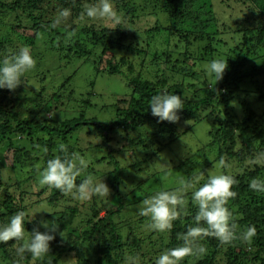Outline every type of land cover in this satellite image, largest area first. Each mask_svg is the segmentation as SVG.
Listing matches in <instances>:
<instances>
[{"label": "trees", "instance_id": "1", "mask_svg": "<svg viewBox=\"0 0 264 264\" xmlns=\"http://www.w3.org/2000/svg\"><path fill=\"white\" fill-rule=\"evenodd\" d=\"M234 1L242 3L243 0ZM248 1L251 14L241 11L242 15L228 24L232 26L227 28L226 22H221L212 0H152L150 15L156 18L154 23L149 24L142 33H130L128 29L123 32L120 22L113 26L95 23L80 25L84 6L94 0H0V55L23 46L32 50L36 34L42 31L47 33L48 43L56 52L66 49L76 57L92 56L95 75L101 72L121 75L130 90L126 97L115 101L114 119L108 124H101L93 118H85L83 112L76 117L58 121L48 115L53 114V105L56 108L57 104L65 100L68 102L73 99L81 106L90 105L92 90L78 96L74 91L68 94L63 91L73 75L53 88L52 95H44L45 88L40 87L36 91L34 86L21 85L15 91L0 89V155L11 150L13 163L9 169L18 173L15 180L9 183L0 179V224L7 222L16 212L24 211L27 237L37 227L39 218L43 217L37 212L45 202L58 207L54 214H57L59 232L63 236L58 232L50 242L49 257L33 261L28 256L22 264H63L61 261L67 259L80 264L84 243L93 247V264H130V256L138 257L139 264H153V257L158 251L182 243L180 236L188 226L194 225L196 206L191 201V193L184 197L188 203L181 210L180 217L173 222L172 229L161 233L149 228L147 217L140 216L136 222L120 219L125 201L131 195H123L118 190L120 173L112 181L105 182L110 189L109 196L104 201L98 199L99 203H90L77 224L78 208L74 199L43 185L37 191L30 192L23 188L26 178L21 177L25 172L29 174L28 178L36 176L35 172L43 168L47 159L61 154L58 150L60 143L65 144L67 154L78 153V146L71 144L70 137L75 131L87 126L94 128L92 133L98 134L104 144L109 140L103 136L104 131L119 130L127 136L135 132L143 146L156 141L158 146L152 153H158L162 146L184 133L177 131L176 122H161L151 115L149 101L151 96L161 90L182 96L184 108L178 112L179 120L210 118L209 139L204 147L217 149L218 156L213 162L223 158L231 167L238 168L229 174L237 181L232 188L237 195L229 199L226 206L240 230L249 225L257 229L256 236L247 243L235 240L231 245H222L217 239L206 237L202 243L207 248V254L203 257H185L182 264H264V194L255 193L248 187L252 178L264 177V166L250 163L256 152L264 148V0ZM112 2L118 15L130 18L135 12L134 7L128 6L123 0ZM60 8H69L70 18L52 27L51 22ZM160 15L167 17V23L161 20ZM27 28L34 34L21 33ZM20 29L22 31L18 33ZM161 30L165 31L173 44L170 43L169 47L161 51H149L151 45L147 38ZM226 31L234 33L238 39L236 45L229 47L223 55L222 60L228 63V68L223 79L216 82L214 77L206 76L204 70L196 72L194 67L205 65L214 58V44L227 45L221 39ZM15 33L19 34L16 40L13 38ZM140 36L142 40H139ZM196 41L204 46L195 55L188 49ZM174 51H178L176 57ZM138 55H141L139 70L136 69L135 61ZM146 63L155 65L157 69L146 70L147 74H152L150 78L142 74ZM176 76L180 79L174 80ZM246 81L254 86L253 92L262 106L251 107L247 100L240 97V86ZM91 86L93 80L90 81ZM211 88L218 90L219 94ZM22 93L29 101L20 99ZM234 96L241 98L238 101L240 114L232 106ZM117 134H111L110 140ZM105 158L102 157L103 162ZM107 163L113 164L118 171L113 151L109 152ZM107 173H102L103 177ZM190 178L188 176L187 179ZM81 179L77 177L76 182L79 183ZM206 180L202 179L200 183ZM141 187L136 185V189ZM144 194L135 200L136 204L142 203L144 198L153 193ZM136 196L133 197L137 199ZM104 209L105 215L100 216ZM140 223H144L146 228L145 236L139 231ZM147 240L153 249L157 247L149 258L142 251ZM19 243H0V264H16L14 249ZM87 262L90 261L85 260Z\"/></svg>", "mask_w": 264, "mask_h": 264}, {"label": "rangeland", "instance_id": "2", "mask_svg": "<svg viewBox=\"0 0 264 264\" xmlns=\"http://www.w3.org/2000/svg\"><path fill=\"white\" fill-rule=\"evenodd\" d=\"M150 1L152 2V0H123L125 4L133 6L135 9L134 14L130 18L126 15H119L123 32L128 29L130 33H142L141 31L143 29L148 28V26H150L149 24L154 23L156 18L154 19V15H150V12L152 11ZM154 1L155 0H153V2ZM212 2L217 7V14L220 17L221 22L225 21L227 28L232 26L228 24L232 23L234 19L242 15L240 13L241 11H243V14L248 13V6H250L248 0H243L242 3L240 1L235 3L234 0H212ZM160 16L161 20H164L167 23V17H165V15ZM79 21L81 22H79L80 25L84 23H95L96 25L100 24L104 26H113L117 24L107 19L103 21L80 19ZM21 31L22 30L20 29V31L17 32L20 33ZM229 32L230 31H226L224 35H221V39H223L227 45L223 43L214 44V58L223 59V55L229 50V47H234V45H236L235 43L238 36ZM18 33L13 34L15 40L16 36L19 35ZM21 33H30V35L34 34L33 31L30 32L29 28ZM155 33L147 38L151 45L149 51H161L173 44L171 40H168V36L164 30ZM46 34L47 33L42 31L38 32L35 36L34 47L32 50L30 48L31 53L36 60V67L32 72L26 74L28 76L27 83H35L36 88H45L44 95H52L54 92L53 88L59 86L68 76L73 75L68 85H66V89L63 91L67 94L74 91L75 95L78 96L80 94L84 95L92 90L93 94L91 95V103L89 106H81L80 104L75 103L73 99H70L68 102L65 100L64 103L57 104L56 108L55 105H53V118L58 121L64 118L76 117L80 112H83L85 118H93L101 124H108L115 117V101L119 98L126 97L130 91L125 79L121 75L108 74L106 72H101L95 75L96 72L93 66L92 56L89 58L88 56L76 57L70 55L66 49H63L58 53L48 43ZM139 40H142L141 36ZM202 46H204L202 43L197 41L193 42L189 46L188 51L196 55L199 48ZM181 50L182 48H180L179 51ZM262 51H264V46L262 47ZM173 55L176 57L178 51H174ZM140 56L141 55H138L135 58V61H137V70L141 68L139 63ZM149 57L150 56H148L146 61H148ZM144 67L145 68L142 71L143 76L149 78L152 77V74H147L146 70H155L156 66L148 65L146 63L144 64ZM194 70L201 73L204 70V65L198 64L194 67ZM175 79L179 80L180 77L176 76L174 77V80ZM189 79L190 78L187 80L189 81ZM91 80H93V86L90 87ZM28 86L32 87V85ZM253 91L254 86L246 81L240 86V97L247 100L251 107L256 108V105L262 106V104L257 101L258 96L255 95ZM240 97L234 96L232 101V106H235V112L238 114H240L238 104L239 99H241ZM24 98L25 97L22 93L20 99L24 100ZM25 100L27 99L25 98ZM209 121V117L199 121H194L193 119L178 120L176 122V129L179 132L184 131V133L168 145L162 146L161 150L156 154H153L152 152L156 149L158 143L153 141L152 145L147 143L146 146H143L139 143V135L135 132L127 136L119 130L104 131L103 136L105 138L107 137V139L109 138L107 144H104V141H102V138L98 134L92 133L94 131L92 126L82 127L80 130L75 131L70 137L71 144L77 145L78 153L89 162L88 168L81 173L80 177L85 178L87 175H92L97 180L103 179V182L105 183L106 181H112V178L120 173L118 176V190L123 195L125 193H130L131 195L128 200L125 201L126 203L122 210V215L119 217L120 219L127 218L131 222H136V219H139L140 217L138 208L142 203L136 204L135 200L140 199L141 197L139 198V196H144V193L154 194L158 190H172L178 187V182L181 178L187 179L188 176H191L192 178L201 172L204 173L202 179H206L209 174H230L238 170V168H235L236 166H233V168L229 163H226L228 164L227 168L218 167L219 161L213 162V159L218 156L217 149H210L208 146L204 147L209 139ZM116 132H118V134L110 140L111 134ZM110 151H113L116 158L118 171H116L113 164L110 165L107 163ZM102 157H107V159L105 158V162H103L104 160L102 161ZM12 163L13 159L11 150H7L3 153V156L0 155V171H2L4 177L2 180L8 183L10 180H15L18 174L9 169ZM102 173L107 174L103 177ZM35 174L38 175L36 172ZM37 175L33 178H28L29 174L25 172L21 176L22 178H26L23 188L28 191L30 190V192H35L42 188L38 183ZM136 185H141V189H136ZM133 196H136L137 199ZM98 199L104 201V198L99 197H92L87 201L73 200L76 202L75 204L78 208L76 224L81 219L85 208H87L92 202L95 203L96 201L99 203ZM43 204L44 205L39 207V211H41L39 214L43 216L42 218H39V221L41 219H56L57 214H54V212L58 211V207L49 205L45 202H43ZM113 207L116 208L115 206ZM105 209L100 212V216L105 215ZM49 214L52 215L48 216ZM39 221L37 227L43 232L45 229L40 227ZM139 231L143 233V236L147 234L145 232L146 228H144V223H140ZM144 233L146 234L144 235ZM148 243L147 240V245L142 249L147 258L153 256L152 252L157 248L153 249L152 244H150V247ZM82 246L83 249L81 250L82 252L80 255L83 260L80 264H93V247L88 243H84ZM146 251H149V253ZM159 253L160 252L158 251V254ZM85 260H89L90 262L85 263ZM61 262L63 264H74L73 259H67V261Z\"/></svg>", "mask_w": 264, "mask_h": 264}, {"label": "clouds", "instance_id": "3", "mask_svg": "<svg viewBox=\"0 0 264 264\" xmlns=\"http://www.w3.org/2000/svg\"><path fill=\"white\" fill-rule=\"evenodd\" d=\"M70 15L69 8H60L51 26L55 27L66 22ZM81 19L99 21L107 19L119 23L121 18L114 10L112 0H94L93 3L84 6ZM35 67L36 60L27 46L0 55V89L15 91L21 85L25 87L32 85L38 91L35 83L29 84L25 79L26 74L32 72ZM227 68V62L213 58L204 65V72L206 76L214 77L218 82L223 79ZM211 90L219 94L215 88ZM148 106L151 115L157 117L159 121L175 123L179 120L178 112L184 108V101L180 95L161 90L151 96ZM48 115L53 116L52 113ZM58 150L61 154L47 159L43 168L37 170L39 185L54 188L74 200L87 201L92 197L109 196L110 189L103 179L97 180L92 175H87L79 183L76 182L77 177L88 168L89 164L81 154H67L64 143L58 145ZM250 163L264 166V148L256 152ZM218 167L227 168L228 164L221 158ZM203 176L204 173L201 172L190 179L181 178L178 187L172 190H158L142 200L138 208L139 215L148 218V226L151 230L161 233L172 229L173 222L180 217L181 210L188 203L184 198L187 194L191 193V201L196 206L194 225L188 226L180 236L182 243L162 250L154 257L153 264H182L185 257H203L207 254V248L202 240L209 236L217 239L222 245H231L235 240L247 243L256 236L257 229L254 225L240 230L226 206L228 200L237 195L232 190L237 183L235 177L225 173L209 174L206 182L201 184ZM3 178L0 171V179ZM248 187L255 193L264 194V177L252 178ZM25 217L24 211H18L11 215L7 222L0 224V243L21 242L14 249L16 264H22L28 256L33 261H41L49 257L50 242L56 238L60 227L56 219H41L39 225L45 231L41 232L38 227H34L26 237ZM59 235L62 236L61 232ZM129 262L139 264V258L130 256Z\"/></svg>", "mask_w": 264, "mask_h": 264}]
</instances>
